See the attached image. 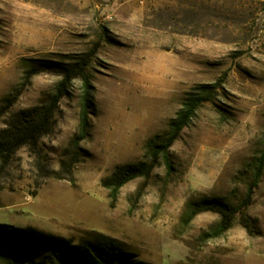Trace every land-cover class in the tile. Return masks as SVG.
I'll use <instances>...</instances> for the list:
<instances>
[{
    "label": "rangeland",
    "instance_id": "1",
    "mask_svg": "<svg viewBox=\"0 0 264 264\" xmlns=\"http://www.w3.org/2000/svg\"><path fill=\"white\" fill-rule=\"evenodd\" d=\"M86 57L94 94L81 146L89 157L76 165L74 185L48 179L36 189L16 178L15 191L0 192V224L38 248L25 264H98L79 253L108 242L128 264H264V173L247 210L253 234L235 224L206 239L219 221L212 212L182 224L190 199L239 204L247 166L264 151V0H0V105L49 102L63 69ZM34 60L57 67L28 80ZM82 84L72 82L54 134L41 142L54 169L79 127ZM203 84L217 91L170 149L172 172L160 159L112 206L102 180L147 160L148 142L165 136ZM19 156L27 170L25 150Z\"/></svg>",
    "mask_w": 264,
    "mask_h": 264
},
{
    "label": "trees",
    "instance_id": "2",
    "mask_svg": "<svg viewBox=\"0 0 264 264\" xmlns=\"http://www.w3.org/2000/svg\"><path fill=\"white\" fill-rule=\"evenodd\" d=\"M89 61L90 57H86L64 68L62 80L54 96L43 105L19 111H14L15 101L9 102L6 99L0 105V192L15 191L14 179L16 178L18 181L23 179L33 181L36 189L48 179L63 180L74 185L76 165L89 157L81 146L89 135L90 111L93 106L94 87L87 73ZM31 63L33 70L32 74L28 75V80L57 67L56 63L45 60H34ZM76 78H80L83 83L79 127L62 154L59 169H54L45 161L41 142L54 134L56 109L61 100L68 95L72 82ZM217 87V84H203L198 87L197 92H189L180 110L169 121L165 136H157L148 142L147 160L136 164L118 165L108 177L102 180V187L109 191L112 206L117 202L121 189L127 183L138 178H150L160 159L168 173L172 172L170 149L179 139L182 131L189 126L197 111L212 100ZM21 150H25L29 160L27 170L22 168L23 160L19 156ZM247 170L250 172L251 179L244 198L239 204L234 205L221 198L206 196L190 199L185 206L182 224L188 226L196 216L212 212L219 216V221L211 230L204 233L203 236L206 239L221 237L235 224L241 225L249 234H253L254 224L247 210L252 204L255 190L264 173V151L260 157L248 164ZM17 171L27 173L28 176L21 174L16 177ZM32 195H36V192ZM20 238L17 230L0 224V257L9 264H25L28 257L37 252L36 245L21 242ZM79 255L82 259L88 255L93 256L98 264H128L127 260L116 256L111 242L100 248L81 250Z\"/></svg>",
    "mask_w": 264,
    "mask_h": 264
}]
</instances>
